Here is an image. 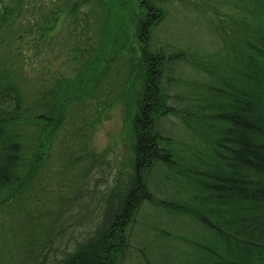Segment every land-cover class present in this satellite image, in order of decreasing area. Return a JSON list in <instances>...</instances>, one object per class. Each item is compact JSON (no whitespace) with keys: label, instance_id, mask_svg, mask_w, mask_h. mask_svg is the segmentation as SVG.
<instances>
[{"label":"trees","instance_id":"1","mask_svg":"<svg viewBox=\"0 0 264 264\" xmlns=\"http://www.w3.org/2000/svg\"><path fill=\"white\" fill-rule=\"evenodd\" d=\"M100 1L0 0V264H264V0Z\"/></svg>","mask_w":264,"mask_h":264},{"label":"rangeland","instance_id":"2","mask_svg":"<svg viewBox=\"0 0 264 264\" xmlns=\"http://www.w3.org/2000/svg\"><path fill=\"white\" fill-rule=\"evenodd\" d=\"M109 1V0H107ZM104 3V0L100 1ZM175 2V1H174ZM172 3L173 8L171 11L176 9V2ZM177 20H172L173 23L166 26L165 33L167 36L171 34H177L178 37L181 35L185 38L192 36L190 42L197 41L198 38V27L194 25L191 21L195 15L192 12L191 18L186 14H182L181 10L176 13ZM201 28L202 25L198 24ZM165 26H163L164 28ZM130 35L131 33L128 32ZM131 37V36H130ZM109 43H106L108 46ZM120 98L126 102H129V97L123 96ZM106 111L102 114V117L99 119L98 124L95 126V133L92 137V144L97 151L106 150L109 153V156L117 153L118 161L126 163L129 160L131 152L128 150L129 135H130V126H131V116H126L124 110V102L119 100L112 104L110 107L105 109ZM127 164V163H126ZM152 172V170L150 171Z\"/></svg>","mask_w":264,"mask_h":264}]
</instances>
